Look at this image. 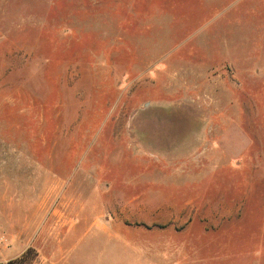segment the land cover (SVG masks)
<instances>
[{"label": "rangeland", "instance_id": "obj_1", "mask_svg": "<svg viewBox=\"0 0 264 264\" xmlns=\"http://www.w3.org/2000/svg\"><path fill=\"white\" fill-rule=\"evenodd\" d=\"M0 264H264V0H0Z\"/></svg>", "mask_w": 264, "mask_h": 264}, {"label": "crops", "instance_id": "obj_2", "mask_svg": "<svg viewBox=\"0 0 264 264\" xmlns=\"http://www.w3.org/2000/svg\"><path fill=\"white\" fill-rule=\"evenodd\" d=\"M97 210H99V209H97ZM101 218H102V216H101V212L99 211V217H98V220H100ZM72 226H74V224H73ZM62 228H64V225H62L60 229H62ZM103 229L106 230L107 232H109L106 224L103 226ZM113 232H116V233L119 235V229H116V230L113 231ZM110 234H111V233H110Z\"/></svg>", "mask_w": 264, "mask_h": 264}]
</instances>
